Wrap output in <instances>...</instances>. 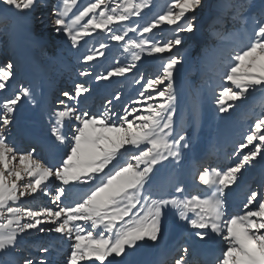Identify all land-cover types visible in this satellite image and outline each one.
Here are the masks:
<instances>
[{
  "label": "snow or ice",
  "instance_id": "1",
  "mask_svg": "<svg viewBox=\"0 0 264 264\" xmlns=\"http://www.w3.org/2000/svg\"><path fill=\"white\" fill-rule=\"evenodd\" d=\"M202 6L203 0H165L145 19L153 0H0V9L22 14L29 27L37 13L46 14L52 31L80 53L78 75L86 78L62 90L59 107L50 113L52 146L63 151L48 160L35 146L21 149L10 142L18 105L35 98L23 83L11 89L14 62L0 64V94L9 93L0 101V264H54L49 257L62 251L60 245L41 244L39 255L19 254L22 238L33 231L57 234L67 243L63 264H128L142 243L162 239L167 213L183 228L186 242L162 264H209L196 250L213 236L224 246L213 264H264V187L249 189L239 211L230 213L228 205L243 171L264 162V111L228 162L193 173L191 191L178 172L191 138L176 127L181 57L173 50L183 45L182 34L196 30ZM210 27L217 39L225 38L221 33L243 37L223 65L218 111L248 107L264 97V0H217ZM88 37L102 38L81 53ZM109 42L123 59L113 57L102 72L84 67L107 59ZM146 57L160 59V68L135 80L140 90L129 105L118 111L113 101L122 97L116 92L102 112L78 107L93 90L87 78H126ZM37 195L50 201L31 204Z\"/></svg>",
  "mask_w": 264,
  "mask_h": 264
},
{
  "label": "rangeland",
  "instance_id": "2",
  "mask_svg": "<svg viewBox=\"0 0 264 264\" xmlns=\"http://www.w3.org/2000/svg\"><path fill=\"white\" fill-rule=\"evenodd\" d=\"M86 2L87 0H81V3ZM164 2L165 0H153L155 7L151 11L145 10L147 13L145 19H150L155 12L159 11ZM224 2L227 3L228 0H224ZM255 2L259 3V0H255ZM216 3L217 0H203V6L197 9L195 13L196 30L193 33L182 34L184 39L183 45L173 50L175 54L181 57V64L178 65L175 73V88L178 97V113L175 117L176 127L177 131L183 129L191 138L190 147L184 150L183 163L178 172L180 178L189 187L191 182H193V173L201 166H215L228 162V157L234 151L236 144L242 140L243 135L248 131L256 116L264 111V97L259 96L248 107L240 106L234 110H230L228 113H220L218 111V107L215 104V93L219 92L217 85L221 82L220 77L224 72L223 65L227 61L233 47L237 46L243 37L238 34L228 36L225 33H221L225 38L217 39L210 34L212 32L210 25ZM35 19V26L28 28L27 21L22 14L0 9V64L4 62L3 55L9 57L7 61H11V55L14 52L17 56V62L14 63L16 75L10 87L14 90L19 84L23 83L32 89L35 98V102L25 99L18 105L15 121L9 129L10 142L15 143L21 149H27L32 146L38 148L35 144L25 145L23 143L24 140L20 134H17L15 128L16 124L37 125L34 120L36 118L35 115L38 117L40 114L41 121L38 125L42 129L41 131H44L43 135H47L46 137L49 138L51 144L54 139L50 135L49 117L52 110L58 107L45 104L46 98L44 101L42 96L44 87L46 86L47 89L51 87L48 93L46 92L48 96L47 100L57 102L62 97L60 93H56L55 89H52L55 85L58 86V91L61 92L62 90L70 89L74 81L86 79L78 75L82 67L81 61L77 59L80 53L69 49L65 38L58 36L57 33L52 31L46 14L41 15L37 13ZM130 35L133 34L130 33ZM101 38H86L88 45L82 47L80 52L82 53L93 46L98 47L96 39ZM199 39L200 42L197 43L196 41ZM109 43L110 48L107 59L100 58L99 61H94L92 64L85 65L84 67L90 69L97 68L98 71L102 72L105 67L114 62L113 57L123 59L114 42ZM168 55L170 54L166 53L165 58ZM160 65V59L146 57L141 62H138V72L134 70L126 78L119 77L114 78L112 81L102 82H95L91 78H87L93 90L90 95L86 94L84 100L89 97V101L81 103V107L91 110L90 112L92 113H94V110L97 113L102 112L106 101L112 99L114 93L120 92L121 100L119 102L113 101L114 106L119 111L122 105H129L130 101L137 97L140 85L136 84L135 80L141 74L145 77H151L159 70ZM70 74L73 76L72 80L65 78ZM58 80H60V83H58ZM108 87L112 94L104 99L97 100L96 94ZM8 94V92L0 94V101ZM29 120H34L35 122ZM231 140L233 146H231ZM53 149L59 150L56 147H53ZM60 150L62 151V148ZM208 153L210 158L204 157ZM42 154L40 149H38L37 155L42 157ZM51 154L52 156L55 155V153ZM42 158L45 157L43 156ZM208 160L211 161L210 164ZM256 180L260 182L254 184ZM238 183L239 187L229 194V210L237 201L242 205L245 194L249 189L264 187V162H259L255 167H250L243 171ZM41 197L37 195L34 201L29 202L33 205H43L50 201V198ZM170 214L167 213V216H172ZM167 220H165V223L167 222L168 231L166 230L163 237L171 235L179 226L176 219L169 220V222ZM170 222H172L171 225L169 224ZM170 228L172 232L169 230ZM183 236L186 237L185 235ZM217 240L222 244L220 239L215 236H213L211 242H217ZM171 241L172 239L170 242L168 240L163 244L165 248L161 253L162 258L159 264H162L163 261L169 258L170 254L166 258L164 251L167 250V247H170ZM185 242L186 239L183 238V240L179 241L176 248L185 244ZM49 243L61 246L62 252L60 250L54 251L49 258L54 261V264L62 263L64 256L60 255L63 251H67V243L58 239L57 234L31 232L27 238H22L19 254L23 255L21 253L23 251L39 255L36 249L41 244ZM223 247L222 244L221 249ZM142 248H144L143 243L137 251L129 254L130 264L138 259ZM150 251V249H147V252L149 254L152 252L151 255L154 256L153 251Z\"/></svg>",
  "mask_w": 264,
  "mask_h": 264
},
{
  "label": "bare ground",
  "instance_id": "3",
  "mask_svg": "<svg viewBox=\"0 0 264 264\" xmlns=\"http://www.w3.org/2000/svg\"><path fill=\"white\" fill-rule=\"evenodd\" d=\"M38 19H39V17H38ZM27 27L28 28H31L28 25H27ZM31 31H33V29H31ZM12 54L13 55H11V61L15 63V62H17V56L14 54V52H12ZM3 58H4V62H6L9 57L7 55H3ZM67 74H68V72H67ZM72 77L73 76H71V74H70L69 76H66L65 78H67L68 80H72L73 79ZM58 83H60V80H58ZM50 88L47 89L46 86L44 87V92H43L42 96H43L44 101H45V98H46V103L45 104H47L49 106H53V107H59V105L57 104V102H54L53 100H50V101L47 100V97H48L47 96V93H48V90H50ZM52 89H55L54 91H56V93H61V92L58 91V86H56V85ZM111 94L112 93L110 92L109 87H108L107 89H103L100 92H98L95 97H97V100H101V99H104V98L108 97V95H111ZM51 97H54V96H51ZM88 101H89V97H87L86 100L82 99L80 101V104L78 105V107H81V103H87ZM89 111H91V110H89ZM94 113H97V111L94 110ZM35 117L36 118L34 120L36 122L34 120H29V121H34L35 123H37V125H34V124L33 125L16 124L15 125V128H16L17 134H20V136L24 140L23 143H25V145H31V144L37 145L38 146V149H40V152L43 153L42 154V157L44 156L45 158H48V160H53L56 156H58L63 151V149H62V151L60 149L59 150H57V149L54 150L53 149V146H52L51 142L49 141V138L46 137L47 135L46 136L43 135V132L44 131L42 132L41 131L42 129L38 125L39 122L41 121L40 114H39L38 117L35 115ZM17 134H16V137H17ZM231 143H232L231 146H233L232 140H231ZM51 153H55V155L52 156ZM204 157L210 158L209 153L206 154V156H204ZM207 158H203V159H207ZM205 166H208V165H205ZM259 182L256 180L254 182V184H258ZM192 184H193V182H191V185L189 187V190H192V188H191ZM240 207H241V205L237 201V202H235L232 205V207L230 208L229 212L230 213L231 212H233V213L234 212H237V211H239ZM166 219H168L167 220L168 222H169V220L172 221V219L175 220L173 218V216L168 217L167 215L165 217V220ZM171 223L172 222H170L169 224L171 225ZM179 226L177 227V229L175 230V232H172V229L170 228L169 230L172 232V234L171 235H167L166 237H162V238H164V240L161 239V241L159 240L155 244H153L152 242L143 243L144 244V248L141 249V252H140L141 255H139L138 259L136 261H133V263H131V264H159L160 261H161V258H162L161 253L163 252V250L165 248V247H163V244L165 242H167L168 240L170 242L171 239H172V241H171L170 247H167V250L164 251V256L167 258L169 254L175 253V250H176V247H177L179 241L180 240H183V238H186V237L183 236V235L186 236V233L184 232L183 228L181 226L180 227ZM174 228H175V226H174ZM169 233H167V234H169ZM218 241L219 240H217V242H211V240H207L206 242H203L197 248V250H196L197 256H199L200 258H203V259L207 260L209 262V264H213L214 259L216 257H218L221 254L222 250H223V249H221L222 244H220V242H218ZM147 249L148 250L150 249L151 251H153L154 256L151 255L152 254L151 251H150L151 254H149L147 252ZM65 252L66 251H63V253H61L60 256H64V253ZM21 253L23 255H27L28 254L27 252H23V251ZM54 255H55V253H54ZM55 257H57V256H55ZM126 259H128V264H130V258H129V256ZM133 259H135V258H133ZM58 264H63V262L62 263H58Z\"/></svg>",
  "mask_w": 264,
  "mask_h": 264
}]
</instances>
